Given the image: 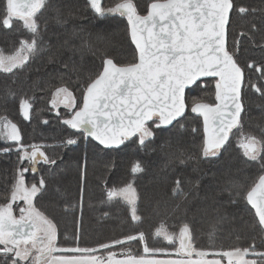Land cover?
Masks as SVG:
<instances>
[{
    "label": "snow or ice",
    "instance_id": "snow-or-ice-1",
    "mask_svg": "<svg viewBox=\"0 0 264 264\" xmlns=\"http://www.w3.org/2000/svg\"><path fill=\"white\" fill-rule=\"evenodd\" d=\"M87 4L98 17L126 18L130 41L135 46V59L118 64L106 57L102 70L78 81L75 87L61 78L59 85L51 90L48 102L50 110L73 132L60 141V146L67 148L82 140H93L105 149H117L135 138L138 145L144 147L155 138L156 129L183 127L182 121L190 112L203 118L200 151L203 159H215L227 151L235 129L242 156L264 170V126L245 132L242 119L246 111V85L264 100V62L242 64L241 40H229L233 14L244 16L257 9L241 0H148L143 9L137 0H117L108 7L103 0H87ZM49 8H54L56 23H65L72 15L71 11L66 13L62 7L54 6L52 0H4L0 24L11 28L14 18L18 19L30 38H22L12 54L5 55L0 49V71L12 73L14 69H21L41 51V33L47 31L48 25L42 24L40 18ZM252 30H258L255 24ZM237 35L245 37L248 32L241 31ZM260 47L264 48V44ZM64 67L67 69L69 65L64 64ZM246 69L257 74L254 81L251 76L246 79ZM208 78L214 80L213 102L186 95L192 86H201ZM76 88L80 90L79 98ZM34 101V96L20 100L19 112L24 120L32 119ZM61 106L66 110L65 116L60 115ZM0 137L11 142L0 152L17 154L13 181L4 202L0 203V264H223L225 258L227 264H264V251L257 249L255 241L248 247L227 250L197 248L188 223L180 225L177 231H170L162 222L152 233L154 237L179 245L176 253L181 258L175 260L146 258L166 250L149 247L148 235L143 231L96 248L61 247L55 217L37 207L38 200L50 191L49 181L43 175L31 183L25 179L26 173L36 174L41 164L56 166L57 158L48 154L46 144L25 143L21 129L7 116H0ZM143 171L141 163L134 162L131 172ZM84 179L82 171L81 202ZM170 191L173 196L184 195L180 179L174 181ZM242 198L255 210L256 222L251 230L258 229L264 234V174ZM115 199L127 205L133 222H142L138 214L139 195L133 182L107 188L106 202ZM133 241L143 242L146 255L132 256L131 249H127L123 253L127 258L119 259L117 252L111 250ZM101 250H107V256L96 255ZM210 255L220 258L208 259Z\"/></svg>",
    "mask_w": 264,
    "mask_h": 264
},
{
    "label": "trees",
    "instance_id": "trees-1",
    "mask_svg": "<svg viewBox=\"0 0 264 264\" xmlns=\"http://www.w3.org/2000/svg\"><path fill=\"white\" fill-rule=\"evenodd\" d=\"M116 2L103 0L105 7ZM147 2L137 0L141 9ZM241 2L257 12L244 16L233 14L229 40H241L242 64L250 61L260 64L264 62V48L260 47L264 44V11H261L264 0ZM52 3L66 13L71 11L72 15L65 23H56L54 8L45 11L40 19L48 27L41 33V51L21 69L12 73L0 71V116H7L19 126L25 143L46 144L48 154L57 158L56 166L41 164L36 174L26 173L25 179L31 183L43 175L49 181L50 191L38 200L37 207L55 217L58 244L61 247L96 248L102 243L143 231L148 235L149 247L176 252L178 244L152 235L163 222L170 231H177L180 225L188 223L194 246L199 249L243 248L255 241L257 249L264 251V234L258 229L251 230L256 222L255 212L242 198L264 170L258 163L248 162L242 156L235 129L227 151L211 160L200 156L203 118L190 112L182 121L183 127L156 129L155 138L144 147L139 146L135 138L117 149H105L93 140H82L67 148L60 146V141L73 130L67 129L55 111L50 110L51 90L59 85L61 78L75 87L78 81L102 70L106 57L113 58L118 64L133 62L135 46L130 41L126 18L118 15L98 17L88 7L87 0H52ZM3 5L4 0H0V12ZM253 24L258 30H252ZM241 31L248 32V36L238 37ZM22 38H30L22 21L14 18L11 28L0 24V49L5 55L15 52ZM64 64L69 67L66 69ZM256 75L246 69V79L251 76L254 81ZM75 91L79 98V88ZM186 95L213 102L214 80L209 78L201 86L194 85ZM26 96L35 97L31 120H24L19 112V102ZM244 103V131H257L258 127L264 126V100L246 85ZM66 114L60 107V115ZM44 120L48 123H43ZM10 143L0 137V149ZM136 161L141 163L144 171L133 174L131 168ZM16 168V152H0V203L4 202ZM82 171L85 179L81 202ZM176 179L181 180L184 195L171 194ZM128 182H133L138 191V214L142 216L139 223L131 220L130 211L122 200L106 202L107 188L122 187ZM55 188L60 191L55 192ZM20 206H23L22 202ZM127 249H131L132 256L146 255L143 242L117 245L111 250L117 252V257H122L126 256L123 253ZM96 255L107 256V250ZM154 256L166 255L156 253ZM208 258L220 257L210 255Z\"/></svg>",
    "mask_w": 264,
    "mask_h": 264
},
{
    "label": "rangeland",
    "instance_id": "rangeland-1",
    "mask_svg": "<svg viewBox=\"0 0 264 264\" xmlns=\"http://www.w3.org/2000/svg\"><path fill=\"white\" fill-rule=\"evenodd\" d=\"M15 70V69H14ZM62 107V106H61ZM15 123V122H14ZM3 139V138H2ZM7 142H9V141H7ZM135 187V186H134ZM136 188V187H135ZM138 192V191H137ZM164 254L166 255V256H154V257H157V258H154V259H162V260H164V259H166V258H171L172 260H175V259H180L179 257L180 256H177L176 255V252H173V253H167V252H164ZM169 254H172V255H169ZM146 258H148V257H146ZM193 258H195V257H193ZM208 259H211V258H208ZM216 259H218V258H216ZM225 261L227 262V258H225ZM223 264H225V262H223Z\"/></svg>",
    "mask_w": 264,
    "mask_h": 264
},
{
    "label": "crops",
    "instance_id": "crops-1",
    "mask_svg": "<svg viewBox=\"0 0 264 264\" xmlns=\"http://www.w3.org/2000/svg\"><path fill=\"white\" fill-rule=\"evenodd\" d=\"M117 258L124 259V258H127V256H122V257H117ZM148 258H157V257H148ZM179 258H181V257H179ZM211 259H216V258H211ZM160 260H162V259H160ZM164 260H172V259L171 258H166ZM223 262H225V264H227V262L225 261V259L223 260Z\"/></svg>",
    "mask_w": 264,
    "mask_h": 264
},
{
    "label": "water",
    "instance_id": "water-1",
    "mask_svg": "<svg viewBox=\"0 0 264 264\" xmlns=\"http://www.w3.org/2000/svg\"><path fill=\"white\" fill-rule=\"evenodd\" d=\"M209 79V78H208ZM193 87V86H192ZM169 127V126H168ZM250 206V205H249ZM251 207V206H250ZM253 211L255 212V210L253 209Z\"/></svg>",
    "mask_w": 264,
    "mask_h": 264
},
{
    "label": "flooded vegetation",
    "instance_id": "flooded-vegetation-1",
    "mask_svg": "<svg viewBox=\"0 0 264 264\" xmlns=\"http://www.w3.org/2000/svg\"><path fill=\"white\" fill-rule=\"evenodd\" d=\"M17 214V213H16ZM18 215V214H17Z\"/></svg>",
    "mask_w": 264,
    "mask_h": 264
}]
</instances>
